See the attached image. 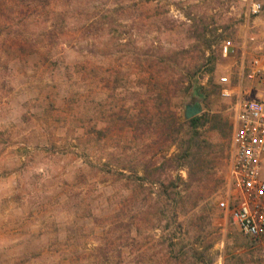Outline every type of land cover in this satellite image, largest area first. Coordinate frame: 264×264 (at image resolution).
I'll list each match as a JSON object with an SVG mask.
<instances>
[{"label": "rangeland", "instance_id": "rangeland-1", "mask_svg": "<svg viewBox=\"0 0 264 264\" xmlns=\"http://www.w3.org/2000/svg\"><path fill=\"white\" fill-rule=\"evenodd\" d=\"M258 1L0 0V264H264L217 206Z\"/></svg>", "mask_w": 264, "mask_h": 264}, {"label": "built area", "instance_id": "built-area-1", "mask_svg": "<svg viewBox=\"0 0 264 264\" xmlns=\"http://www.w3.org/2000/svg\"><path fill=\"white\" fill-rule=\"evenodd\" d=\"M255 14L261 10L258 0H246ZM249 49H255L256 37L247 35ZM255 46V47H254ZM242 65L238 82L229 75L218 78L220 95L235 100L233 107V156L227 188L217 200L238 230L253 241L264 243V45ZM223 56H235L237 48L230 40L222 43ZM213 264H220L215 262Z\"/></svg>", "mask_w": 264, "mask_h": 264}, {"label": "trees", "instance_id": "trees-1", "mask_svg": "<svg viewBox=\"0 0 264 264\" xmlns=\"http://www.w3.org/2000/svg\"><path fill=\"white\" fill-rule=\"evenodd\" d=\"M193 85H191V82L189 81V83H188V85L185 87V89L187 90L189 87H192ZM168 118V117H167ZM170 118V121H167L166 120V125H167V129H165V130H167V131H170V130H168L169 129V127H170V123H171V121H174L173 120V118H171V117H169ZM199 120H200V116H193V117H191V118H189L188 120H185L184 121V123L185 124H189L190 126H191V128L192 129H196V128H198L199 127V125H198V122H199ZM194 136H190V138L188 139V140H185V142H184V144H186L185 145V148H184V150H183V157H184V159H186L187 161L189 160V159H191V158H193V159H195L196 161H197V164L198 163H202V162H204V158L202 157V155L200 156L199 155V153L196 151V150H194V147L192 146V144H191V139L193 138ZM193 174V173H192ZM169 185H170V183H169ZM168 188V185L166 186V188H165V192L167 193V194H170L169 192L170 191H167V190H170V189H167Z\"/></svg>", "mask_w": 264, "mask_h": 264}, {"label": "water", "instance_id": "water-1", "mask_svg": "<svg viewBox=\"0 0 264 264\" xmlns=\"http://www.w3.org/2000/svg\"><path fill=\"white\" fill-rule=\"evenodd\" d=\"M201 104L199 98H195L193 101L187 102L183 109L184 119H189L195 115H198L201 111Z\"/></svg>", "mask_w": 264, "mask_h": 264}]
</instances>
